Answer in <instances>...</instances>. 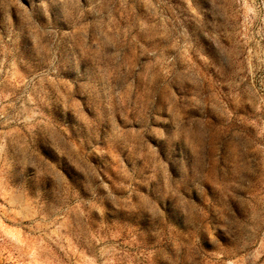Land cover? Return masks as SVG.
<instances>
[{
  "label": "rangeland",
  "instance_id": "obj_1",
  "mask_svg": "<svg viewBox=\"0 0 264 264\" xmlns=\"http://www.w3.org/2000/svg\"><path fill=\"white\" fill-rule=\"evenodd\" d=\"M0 264H264V0H0Z\"/></svg>",
  "mask_w": 264,
  "mask_h": 264
}]
</instances>
